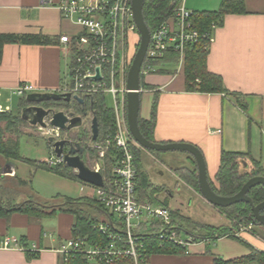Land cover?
I'll use <instances>...</instances> for the list:
<instances>
[{
  "label": "crops",
  "instance_id": "1",
  "mask_svg": "<svg viewBox=\"0 0 264 264\" xmlns=\"http://www.w3.org/2000/svg\"><path fill=\"white\" fill-rule=\"evenodd\" d=\"M59 1L0 0V34L32 39L31 43L19 41L2 47L0 99L3 102L16 96L11 90L22 82L32 84L37 92H56L64 84L67 67L59 38L62 34L79 33L81 28L61 15L56 7ZM221 2L181 0L179 4L190 11H215ZM243 7V13L224 16L214 31L207 54V69L221 76L226 92L186 91L182 64L168 57L156 61L152 72L141 75V119H150L157 94L153 141L186 142L198 147L208 180L213 184L222 151L248 153L264 175V0H243ZM239 100L245 109L240 107ZM4 107L11 114L18 112L8 105ZM141 152L154 154L143 148L135 149L139 173L143 172L137 164ZM181 155L186 159L190 156L186 152ZM176 159L182 164V159ZM245 161L243 166L252 165L250 160ZM166 174L161 170L157 173L159 177ZM176 189L180 192L181 184ZM184 189L200 194L193 188ZM93 191L94 188L82 183L79 194L91 199ZM164 191L169 192L164 188L160 193ZM170 197H174L172 193ZM107 218L108 214L98 216L102 220ZM73 222V215L67 212L42 218L16 212L8 219L0 218V240L15 238L24 246L35 244L39 248L38 256L29 260L25 251L0 247V264H62L55 249L72 237ZM259 230L264 235V225ZM237 237L191 241L182 254H150L147 264H214L215 256L230 259L246 255L251 249L264 251L261 235L243 231Z\"/></svg>",
  "mask_w": 264,
  "mask_h": 264
},
{
  "label": "built area",
  "instance_id": "2",
  "mask_svg": "<svg viewBox=\"0 0 264 264\" xmlns=\"http://www.w3.org/2000/svg\"><path fill=\"white\" fill-rule=\"evenodd\" d=\"M56 7L64 18L81 28L79 33L60 35L67 72L64 84L56 92L83 100L96 94L109 95L113 100L115 130L99 140H91L95 157L90 168L103 176V186H94L91 197L110 215L106 220L93 223L92 227L99 230L104 240L70 237L55 250L63 262L70 256L81 255L95 264H113L124 259L128 264H147L149 256L143 246L145 234L180 246H186L190 240L174 225L167 207L140 199L136 189L138 171L134 147L137 144L126 123V79L139 39L131 0H60ZM191 15L192 11L179 4L168 19L150 30L141 75L152 72L154 63L168 51H175L179 65H183L185 46L197 42L200 36L209 47L218 24L211 23L209 30L200 35L192 27ZM96 67H99V79L92 78ZM32 92H37L36 88L26 82L11 90L19 97ZM4 112L10 110L0 102V113ZM44 121L47 127L39 129L45 137L64 138L59 129L49 124V118ZM109 152L112 155L107 168L105 158ZM45 162L54 166L62 163V158L55 156ZM247 230L241 226L235 235ZM0 247L39 252L37 245L24 246L10 237L0 240Z\"/></svg>",
  "mask_w": 264,
  "mask_h": 264
},
{
  "label": "trees",
  "instance_id": "3",
  "mask_svg": "<svg viewBox=\"0 0 264 264\" xmlns=\"http://www.w3.org/2000/svg\"><path fill=\"white\" fill-rule=\"evenodd\" d=\"M181 0H145L143 6L144 20L150 30H153L163 21L168 19L175 9L179 5ZM244 12L243 0H222L220 7L215 11H192L191 21L192 27L196 29L200 35L209 30L211 23L220 24L224 16L227 14H240ZM31 43L32 39L26 37H20L12 34H0V60L2 57V47L6 43L19 42ZM38 42V40H36ZM138 44V43H137ZM137 47V46H136ZM209 47L206 42L200 36L198 41L192 44H187L184 50L183 59V74L184 85L186 91H195L202 93H224L226 89L223 85V80L220 75L210 72L206 66L207 54ZM170 58L173 62H178V54L175 51H168L165 53L164 58ZM161 60V59H159ZM150 88V87H149ZM239 95L236 96V99ZM105 98L101 94L93 95L89 99L84 100V108L93 111V114L97 118L99 134L97 140L108 133H113L115 130L114 113L112 109L106 107ZM49 104L58 106L63 105L66 110H73L75 112L81 111V106L75 102L65 101H52ZM157 94L154 95L152 103V112L149 120H144L139 117V127L142 134L146 139L153 141L152 133L155 125ZM238 104L242 109H245L244 103L240 100ZM26 105L25 97L19 101V109L17 114H11L9 112L0 113V158L4 159L7 164L14 159L20 158L19 156V143L17 136L21 133L20 126L25 122L21 119L20 110ZM44 107L46 103H43ZM88 129L85 126L80 133L67 132V138L78 141L85 147V154L87 151L90 154H95L93 150L85 145V141L88 137ZM134 147V154L135 149ZM154 153H158L153 151ZM112 152H109L105 158V165L109 168L110 157ZM86 158V156H84ZM250 160L252 163V169L249 171H240L239 167L246 160ZM190 167L182 165L181 167H174L173 172L177 173L188 185L192 186L195 190L199 191L197 184V170L194 159L188 156ZM38 168H47L55 172L56 174L67 177L70 179L79 180L73 169L65 165L63 162L54 166H49L46 162L29 161ZM86 162V161H85ZM192 166V167H191ZM2 167L0 166V218L8 219L13 213L27 214L33 218H42L45 216H53L56 212H67L73 215L74 222L72 225V237L88 236L89 239L104 240V237L100 234L97 228H93V223H98L102 219H98V216L102 214H108L107 210L97 202L95 198L88 199L86 197H79L75 199L65 198L62 202L56 204H40L31 199H22L19 202H13L11 197V190L13 186H22L26 184V181L19 179L15 173H13L11 179H6L1 174ZM138 171V170H137ZM253 175H263L262 168L258 164L254 163L248 156V153H236L222 151L220 154L219 167L215 175V183L210 185L212 189L222 196H230L239 191L243 183ZM80 181V180H79ZM82 182V181H81ZM137 193L140 199L148 200L157 205H164L159 202V192L164 189L161 186H152L151 181L144 175V173L138 172L137 179ZM248 195L254 202L258 204L264 200V187L256 186L249 190ZM87 206L94 207L97 211L87 210ZM221 212L228 216L231 221L235 223H247L256 226V222L252 217L250 206L245 202L235 203L228 207H217ZM92 213V214H90ZM99 213V214H98ZM175 212H172V220L175 225ZM108 216H110L108 214ZM180 219L184 222L194 223L188 218ZM103 221V220H102ZM178 229H182L186 233H193L195 230H186L182 223L175 225ZM208 234L203 239H218L221 237H238L235 235L237 230L234 227H213L204 225ZM254 232V230L252 231ZM258 235V234H257ZM264 239V235L261 234ZM143 246L148 256L154 253L161 254H182L186 250V246L176 245L167 240H158L152 238L151 235L145 234L143 238ZM27 258L33 259L38 256V252L26 250ZM62 264H89V262L81 255L70 256L66 262ZM128 260H120L113 264H128ZM214 264H264V251L251 249L246 255L224 259L221 256L214 257Z\"/></svg>",
  "mask_w": 264,
  "mask_h": 264
},
{
  "label": "rangeland",
  "instance_id": "4",
  "mask_svg": "<svg viewBox=\"0 0 264 264\" xmlns=\"http://www.w3.org/2000/svg\"><path fill=\"white\" fill-rule=\"evenodd\" d=\"M137 44V43H136ZM137 46V45H136ZM135 46V47H136ZM178 66V65H177ZM23 97H11V100L8 99L6 102H3L0 99L2 105H8L12 110L19 109V101ZM106 107L113 108V100L109 95L104 96ZM52 102V101H50ZM50 102H46V108H52L55 110L65 109L63 105H52ZM90 121L91 114H88L87 117L83 120V127L85 126L88 129V137L85 141V145L88 149H91V130H90ZM21 133L17 136L19 143V156L20 158L14 159L7 164L4 159L0 158V166L2 167L1 174L6 177V179H11L13 175V169L19 179L26 181L25 185L22 186H13L11 190V197L13 202H19L22 199H31L40 204H56L62 202L65 198L75 199L80 197V187L81 184H86L84 182L76 181L67 177L60 176L55 172L48 170L47 168H38L29 161H38L42 162L45 159L55 158L50 144L47 142V137L43 134V131L37 126H31L27 122H24L20 126ZM62 136H67L66 131H61ZM142 149L137 144V149ZM92 150V149H91ZM140 151V150H139ZM181 151H168V152H159L152 154H141L137 156V164L141 165L142 173L151 181L152 186H161L167 191L162 193L159 192L158 200L160 203L164 204L162 206L167 207L171 214L176 212L175 216V225L182 223L183 227L186 230H195L193 233H187V238L191 241H198L205 238L208 234V231L204 225H209L213 227H234L235 230H238L239 227H247L249 232H254L258 235H261L260 227L262 225H252L247 223H235L233 220L226 216L219 208L208 203L201 194H195L188 191L184 188H193L188 185L177 173L173 172L174 167H181L182 165H187L190 167L189 162L184 158ZM178 155V156H173ZM181 155V156H180ZM86 164L90 167L92 164L95 154H90L88 151L86 153ZM146 156V157H145ZM155 156L159 159L156 160ZM176 158H180L179 160ZM247 162V161H245ZM248 164V163H247ZM13 166V169H12ZM192 167V166H191ZM244 168L252 169V165L249 167L240 165L239 170H246ZM164 171L166 175L159 177L157 175L159 170ZM169 169V170H168ZM184 182V184H183ZM81 183V184H80ZM163 184V186H162ZM181 184L182 190L179 192L176 189V186ZM90 187L94 188L93 185L87 184ZM194 189V188H193ZM174 196L173 198L170 195ZM157 204V203H155ZM89 211H97L94 207H86ZM104 208V207H103ZM108 212V211H107ZM92 214V213H90ZM180 216L190 219L194 223L184 222L180 219ZM115 216V220H117ZM183 231V230H182ZM186 234L185 231H183ZM215 240V239H214ZM89 264H95L90 262Z\"/></svg>",
  "mask_w": 264,
  "mask_h": 264
},
{
  "label": "water",
  "instance_id": "5",
  "mask_svg": "<svg viewBox=\"0 0 264 264\" xmlns=\"http://www.w3.org/2000/svg\"><path fill=\"white\" fill-rule=\"evenodd\" d=\"M145 0H131V9L133 20L138 31V44L131 61L127 73L126 87V123L128 130L140 147L145 150L155 152L181 151L186 152L194 159L197 170V184L201 196L211 205L215 207H228L235 203L245 202L250 206L252 217L257 225H264V200L258 204H254L248 192L256 186L264 187V175H253L249 177L241 186L238 192L230 196H222L216 193L208 180L206 173V165L201 151L193 144L186 142H168L159 143L146 139L139 127L140 112V92H141V68L145 58V54L150 41V29L147 26L144 15L143 6ZM93 79H99V67H96V75ZM75 101L81 106L80 112L73 110L60 109L54 111L52 108L44 107L43 103L50 101ZM26 105L21 108V119L31 126L38 128H46L44 121L50 119L49 124L60 131L71 133H80L83 128V120L88 113L91 114L90 130L91 140L98 138L99 128L96 116L92 109L84 108V100L82 98L71 96L69 93L61 94L58 92H32L25 95ZM53 154L62 158V162L73 169L76 177L93 186H103V176L101 172L91 169L85 162V147L78 141L64 137L55 140L53 136L47 137ZM249 171V170H246Z\"/></svg>",
  "mask_w": 264,
  "mask_h": 264
},
{
  "label": "flooded vegetation",
  "instance_id": "6",
  "mask_svg": "<svg viewBox=\"0 0 264 264\" xmlns=\"http://www.w3.org/2000/svg\"><path fill=\"white\" fill-rule=\"evenodd\" d=\"M66 136V135H65Z\"/></svg>",
  "mask_w": 264,
  "mask_h": 264
}]
</instances>
